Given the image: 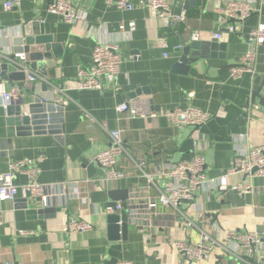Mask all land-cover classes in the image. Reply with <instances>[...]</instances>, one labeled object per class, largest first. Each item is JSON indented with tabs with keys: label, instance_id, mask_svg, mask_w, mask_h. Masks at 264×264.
I'll return each mask as SVG.
<instances>
[{
	"label": "crops",
	"instance_id": "0c3cea01",
	"mask_svg": "<svg viewBox=\"0 0 264 264\" xmlns=\"http://www.w3.org/2000/svg\"><path fill=\"white\" fill-rule=\"evenodd\" d=\"M6 1L0 0V37L11 34L0 38L6 51H12L11 40L24 37L32 21L42 24L45 34L60 45L45 76L28 71L27 75L37 74L41 79L28 84L26 77L21 92L28 101L41 96L44 103L61 105L60 120L51 126L63 128L64 133L59 136L62 140H57L55 135H35L30 129L29 135L9 139L0 106V174L12 161H36L42 155L46 160L38 164L39 181L56 184V195L48 207L56 210L54 214H41L45 207L36 199L25 198L22 191L14 201L0 202V263L116 264L126 260L133 264H189L174 252L173 241L196 242L201 231L218 239L228 229L256 232L264 240V178L259 177L235 175L228 190H200L194 204L183 202L181 211L195 224L192 228L186 227L179 212L167 208L157 212L153 229L142 231L128 224L125 237L112 240L106 214L112 191L131 194L143 189L145 182L138 168L141 161L163 188L165 181L158 172L168 162L203 156L206 174L213 179L231 168L238 148L264 146V47L256 49L255 74L247 73L236 80L230 75V69L249 50L248 34L264 23V12L237 22L235 33L224 32V39L217 41L224 50L215 58L197 57L190 51L184 63L181 50L193 43V32L202 33L203 43L212 42L210 34L222 27L217 10L237 0H169L171 16L185 10V22L153 18L142 0H133L132 11L107 7L104 0H68L79 10V20L73 25L47 12L53 0H23L18 8L4 11ZM121 22H134L135 30L131 34L120 32ZM104 31L120 45L118 79L103 90H80L79 71L91 66L95 38L101 39ZM163 41L169 49H163ZM165 51L168 57L163 56ZM1 84L10 90L17 83ZM128 101L148 102L155 111L195 107L211 114L212 119L200 128H175L163 117L132 119L116 111ZM101 124L106 130L123 133L128 154L120 156L118 163L128 178L122 182L101 183L103 172L90 161L110 146ZM27 180L25 175H17L15 182L22 186ZM86 180L89 183L81 187L84 199L61 195L62 184ZM245 183L252 186L251 191L237 190L236 186ZM71 218L88 221L94 228L70 234L67 224ZM256 260L262 262L258 254ZM203 264L239 263L216 252Z\"/></svg>",
	"mask_w": 264,
	"mask_h": 264
},
{
	"label": "built area",
	"instance_id": "2783aa9c",
	"mask_svg": "<svg viewBox=\"0 0 264 264\" xmlns=\"http://www.w3.org/2000/svg\"><path fill=\"white\" fill-rule=\"evenodd\" d=\"M23 0H9L2 5L4 11H12L18 8ZM107 7H114L123 11H132L134 9L133 0H104ZM153 18H170L178 22H185L187 14L183 10L177 17L171 16L169 0H142ZM47 12L52 15L60 16L65 24L73 25L79 20V10L68 0H53L47 8ZM264 12V0H237L230 2L224 9L217 10L222 23L221 29L211 33V38L216 41L224 39V32L235 33L237 31L236 23L244 22L254 13ZM135 30L134 22H121L119 31L122 33H132ZM224 30V31H223ZM9 32L4 33L3 37L10 36ZM108 33H101V39H97L92 54L91 66L82 69L78 74V85L80 90H103L107 84L116 83L120 74L122 57L120 45L116 40H110ZM202 33L194 31L192 35L193 42L200 41ZM249 50L241 57L237 66L230 69V75L233 79H240L244 74H255V64L257 59V47H264V23H260L252 30L247 37ZM163 49H169L166 41H163ZM176 49L181 50L182 46ZM8 50L6 51L0 43V60H9ZM169 53L165 51L164 57ZM17 58L25 60V54H17ZM26 73L28 69L25 68ZM41 77L37 74H28L27 83L34 84ZM264 87V85H263ZM22 97L19 88L13 87L7 89L4 84H0V106L3 101L10 100L17 102ZM119 115H127L130 118H141L156 120L165 118L169 124L175 128L192 127L200 128L207 124L212 115L195 107L173 108L163 111H155L148 102H124L116 107ZM90 116L88 113H86ZM102 126V124H101ZM103 127V126H102ZM104 128V127H103ZM106 130V128H104ZM110 138V146L107 149L96 153L90 161L100 167L103 172L101 183H119L128 178L127 173L119 166L118 158L128 154L123 140L121 130H106ZM46 158L39 156L36 161L20 160L12 161L8 165L6 172L0 174V202L14 201L19 192L22 191L25 198L31 197L40 200L39 203L48 208L55 194L56 184H44L39 181L40 169L38 164L44 162ZM140 169V178L144 180L143 189L136 190L129 194L127 201L128 224L136 228L147 231L155 226V217L161 209L172 208L182 216L187 228H192L195 224L189 219L188 214L181 211L183 202L194 204L197 200V192L206 193L226 191L230 187V179L235 175L245 177L264 178V146H258L252 149H240L234 157L231 168L218 178H209L206 174V160L203 156H195L190 161H181L178 163L168 162L164 169L158 172L159 178L163 179L164 187H159L151 174L146 170V163L141 161L138 164ZM17 175H25L28 180L26 184L18 186L15 182ZM85 182H69L61 185L62 196H70L72 199H84V192L81 187ZM240 191H251L252 186L248 183L236 186ZM68 189L72 190L69 192ZM59 195V194H58ZM57 195V196H58ZM124 210L121 203L115 206H108L106 214L121 215ZM120 220L117 225L122 226ZM93 224L71 218L67 224V230L70 234L86 233L92 231ZM171 247L178 255H182L189 264H203L213 259L216 252L227 256L239 264H264L256 260L259 251H264V240L256 232H241L234 229H228L224 236L218 239L212 238L206 232L201 231L199 239L196 242L173 241ZM254 260V262H252ZM0 264H14L8 261ZM116 264H133L130 261L121 260Z\"/></svg>",
	"mask_w": 264,
	"mask_h": 264
},
{
	"label": "water",
	"instance_id": "95a60500",
	"mask_svg": "<svg viewBox=\"0 0 264 264\" xmlns=\"http://www.w3.org/2000/svg\"><path fill=\"white\" fill-rule=\"evenodd\" d=\"M41 25L38 22L32 21L26 27L24 37L11 40L13 49L7 53L9 60H0V84L12 81L17 83L16 86L20 90H23L27 77L25 68L45 76L46 70L53 65V54L57 57L60 45L54 43L53 36L45 34V28ZM224 47L223 44H219L216 40L210 43L195 41L190 46L181 50L183 52L181 62H187V55L190 51H193L194 56L208 59L215 58L218 55L217 52L224 50ZM22 53L25 54V60L16 57L17 54ZM27 94L30 95L31 92L27 91ZM2 108L5 113L8 128L7 136L9 139L29 135L31 129L35 135L51 134L57 136V140H62L59 136L64 133V129L60 130L51 126L60 120V115L64 110L61 105L57 106L51 102L44 103L40 96L31 100L29 99V101L26 97H21L17 102L5 100L3 101ZM110 198L112 200L111 206H115L118 202H121L124 208L121 215L108 216L111 239L120 240L125 237L128 228L126 209L129 191H112ZM39 201L37 199L38 203ZM55 211V209L45 208L40 213L47 215L50 212L54 214ZM120 220L123 222L122 226L117 225ZM258 256L264 263V251H259Z\"/></svg>",
	"mask_w": 264,
	"mask_h": 264
}]
</instances>
